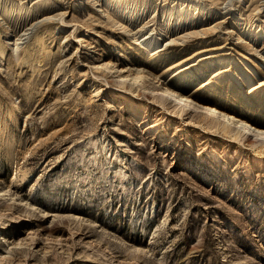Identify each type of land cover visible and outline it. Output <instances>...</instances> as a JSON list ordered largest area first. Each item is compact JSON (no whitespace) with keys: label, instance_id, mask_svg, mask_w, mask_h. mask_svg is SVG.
<instances>
[{"label":"rangeland","instance_id":"1","mask_svg":"<svg viewBox=\"0 0 264 264\" xmlns=\"http://www.w3.org/2000/svg\"><path fill=\"white\" fill-rule=\"evenodd\" d=\"M37 1L0 0V264H264V156L104 69L264 88V0Z\"/></svg>","mask_w":264,"mask_h":264},{"label":"bare ground","instance_id":"2","mask_svg":"<svg viewBox=\"0 0 264 264\" xmlns=\"http://www.w3.org/2000/svg\"><path fill=\"white\" fill-rule=\"evenodd\" d=\"M73 1H74L73 9H76L80 5H82V7H83L85 4L84 0H73ZM106 2L113 4L112 10L119 12V14H121V16H123L125 14H129L130 15L129 18H133V14H134V12H136V10L134 8L132 10H130L129 9L130 7H128V5H125L126 0H108V1L106 0ZM142 4H144V3H142ZM51 5H52V2L50 0H44V1L41 0L37 3L36 9L43 8L42 9L43 11L46 10V12L44 13V15H45V14L49 13V12H47V10L50 8ZM210 10H212V9H210ZM30 11H33V10L24 9L22 4H20L19 6H17L16 8H13L11 10H9V9L4 10V13H5V18H10L14 15L15 16L19 15L20 12H27L29 14ZM178 14L182 15L185 18L187 17L188 19H191L192 17L195 16L194 14L190 15L186 11H179ZM43 17L44 18L39 20V22L41 21L40 24L43 23L44 20H46V19L51 20V18H52L51 15L46 16V17L43 16ZM28 19H29V17H28ZM28 19H26V17L23 19L20 18V22L25 23V21ZM55 19H57V15H56ZM32 20L27 23L29 25L28 29L31 28L33 25ZM3 21L4 20H2V23H3ZM58 21H59V19H58ZM35 23L37 24V22H35ZM40 24H38V26ZM20 25H21V23H20ZM57 25H59V24H57ZM17 27L18 26H15L13 28L14 32H17L16 31ZM45 27L46 26H44L43 29H46ZM37 28L39 29V27H35V30ZM24 30H27V29H24ZM40 30H42V29H40ZM24 32L22 33L23 35L20 34V37H18L19 35H17L15 33L14 36H17V38L15 37L14 40H17V39L21 38L22 36H24ZM250 33L253 37H256L259 35V36H261V39L264 40V32H259V30H252ZM34 34H37V33L34 32ZM28 36H29V34H28ZM157 36H156V38H157ZM156 38L149 39L145 43V46H144L145 52L143 54L146 55L147 57H149V59H150V56L152 55V51L150 52V51H148V49L153 47V44L155 47V43H153V42L156 41ZM39 39L40 38H37L35 41H38ZM42 43H44L43 40H42ZM261 44L264 45V43H261ZM41 48H42V46H41ZM155 50H156V48H155ZM208 60H209L208 69H213L212 60H210V58H207V61ZM217 60L222 61L223 59L218 58ZM107 65H109V66H107ZM111 66H114V65L111 63V61H108L107 64L104 66L105 68L102 66L100 68H104V69L109 70V73L110 72L112 74L114 73L117 79L115 78L113 81H116L117 83H119L120 84L119 86L123 85L126 88H132L134 86L137 88L140 86L141 87L140 89L143 88L145 91L147 90V93H145V91H143V90H142L143 91L142 93L145 94L146 96H150L149 93H151L152 94L151 97L154 100L159 99V101H160V99H162L163 101H167V102L169 100V104L171 103L170 106H172L174 108L173 109L174 114L177 113L176 107H178L179 110L178 109L177 110L180 112H183L184 114H190L191 115V113L193 111H195L196 113H198L201 116H207L210 119L209 124L217 126L218 130H220L223 135L227 136L229 139H231L237 143H241L242 145H246L250 149H253V151L256 154H259V155L261 154L264 156V88H260L259 86H255V84H253L251 82V80L247 78L248 74H245L243 71H239V73H235L234 71L225 69V70H223V72H221L222 74H220L219 72H216L217 70L216 71L212 70L210 72L211 73L210 75L212 77H217L215 83H210V82L206 83L204 86H202V88H197V89L193 90V92H191V93L189 92V94H187L184 91V89H182L177 84L178 82H166V81L160 80V78L157 80V83H159V85L161 87L160 88L161 91L158 92L159 91L158 90L156 92L155 88H154L155 90H151L150 88H148L149 83H147L145 80L148 78H144V75L142 72L137 71L135 69L133 71L126 73L129 70L124 71L123 68L117 69L116 67H111ZM235 66L237 67L238 65H235ZM105 72H103V74H105ZM181 72L183 75L186 74L189 77L188 70H183ZM181 72H179V73H181ZM220 77L221 78L223 77V79H224L223 82H219ZM155 78L156 77L154 76L153 79H155ZM177 81H180V79ZM243 82L247 83L249 91L245 90ZM254 90H256V93H253ZM148 91H149V93H148ZM170 106H169V108H170ZM259 107L260 108L263 107V109L261 110V109H259ZM176 115H178V113ZM150 125H151L150 127H153L155 124L153 125V123H152ZM9 198H12V197L9 196Z\"/></svg>","mask_w":264,"mask_h":264}]
</instances>
